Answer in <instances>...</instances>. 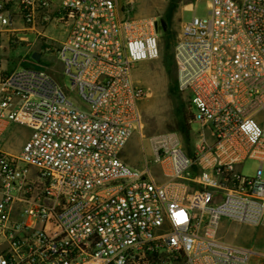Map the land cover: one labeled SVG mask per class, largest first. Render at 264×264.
<instances>
[{
  "label": "built area",
  "instance_id": "1",
  "mask_svg": "<svg viewBox=\"0 0 264 264\" xmlns=\"http://www.w3.org/2000/svg\"><path fill=\"white\" fill-rule=\"evenodd\" d=\"M121 1L0 0V37L67 27L61 82L21 63L0 75V138L30 130L17 154L0 148V264H264L217 231L264 224V0H206V16L190 4L172 53L193 139L148 135L139 170L120 156L142 129L131 74L159 58L160 34Z\"/></svg>",
  "mask_w": 264,
  "mask_h": 264
},
{
  "label": "rangeland",
  "instance_id": "2",
  "mask_svg": "<svg viewBox=\"0 0 264 264\" xmlns=\"http://www.w3.org/2000/svg\"><path fill=\"white\" fill-rule=\"evenodd\" d=\"M195 1L122 0L120 3V12L129 18H150L155 19L157 22L162 19L168 22V31L158 30L161 48L159 58L138 64L131 74L133 81L139 85L144 93L139 104L142 115V129L136 130L132 134L120 153V156H123V161L129 162L131 165H128L132 168L142 169L145 167V163H149L152 159L153 151L148 135L174 130L184 138L186 144L193 139L189 130L188 102L186 96L177 86L174 64L172 63V50L181 21L189 20L194 14L188 9L190 4ZM205 7L206 0L198 1L196 14L206 16ZM66 28L60 22H51L48 29L44 31L46 38L19 33L20 36H26L27 38L23 42L2 35L0 45L4 47V50H0V66L6 70H11L21 63L28 67L41 68L61 82L62 67L57 50L60 43L66 38ZM33 53H39L40 58L33 60L31 58ZM62 81V86L70 89L66 76ZM70 96L74 101H78L74 93ZM190 127L193 133L196 132V124L192 123ZM25 132L30 133L28 127L14 123L1 136L0 147L6 151H17L23 141ZM140 133L144 134L143 138ZM255 167V161H246L242 168V174L251 176ZM149 168L156 174L160 172V167L155 164H150ZM217 231L219 236L227 242L247 246L260 252L263 255L261 261L264 262V224L251 227L222 219ZM259 262L253 259L252 264Z\"/></svg>",
  "mask_w": 264,
  "mask_h": 264
},
{
  "label": "crops",
  "instance_id": "3",
  "mask_svg": "<svg viewBox=\"0 0 264 264\" xmlns=\"http://www.w3.org/2000/svg\"><path fill=\"white\" fill-rule=\"evenodd\" d=\"M38 29H40L39 27H38ZM48 29V27L46 28V30ZM41 30V29H40ZM45 30V31H46ZM44 34H45V32H44ZM66 36H67V28H66ZM0 50H4V47L3 46H1L0 45ZM4 71H9V70H6V69H4V68H2L1 66H0V75H1V73L2 72H4ZM2 124V123H1ZM7 126V125H6ZM12 126H13V124H12ZM11 128V126L9 127V129ZM28 136H29V134H27L26 132H25V134L23 135V141H22V143H21V145H20V147H19V149L17 150V151H9V152H11V153H13V154H17L19 151H20V149H21V147H22V145H23V143L27 140V138H28ZM1 148V147H0ZM3 149V148H2ZM3 150H5V149H3ZM122 157V160H123V156H121ZM125 162V161H124ZM127 163V162H126ZM127 164H129V165H131L129 162L127 163Z\"/></svg>",
  "mask_w": 264,
  "mask_h": 264
},
{
  "label": "water",
  "instance_id": "4",
  "mask_svg": "<svg viewBox=\"0 0 264 264\" xmlns=\"http://www.w3.org/2000/svg\"><path fill=\"white\" fill-rule=\"evenodd\" d=\"M159 24L161 25L162 30L165 31V23L161 20V21H159ZM156 26H157V23H156ZM31 58L33 60H38L40 58V54L39 53H33Z\"/></svg>",
  "mask_w": 264,
  "mask_h": 264
},
{
  "label": "flooded vegetation",
  "instance_id": "5",
  "mask_svg": "<svg viewBox=\"0 0 264 264\" xmlns=\"http://www.w3.org/2000/svg\"><path fill=\"white\" fill-rule=\"evenodd\" d=\"M161 20H162V19H160V21H161ZM162 21L165 23V31H164V32H166V31H168V23L165 22L164 20H162ZM157 28H158V30H159V29L162 30L161 25L159 24V21L157 22Z\"/></svg>",
  "mask_w": 264,
  "mask_h": 264
},
{
  "label": "trees",
  "instance_id": "6",
  "mask_svg": "<svg viewBox=\"0 0 264 264\" xmlns=\"http://www.w3.org/2000/svg\"><path fill=\"white\" fill-rule=\"evenodd\" d=\"M173 7V6H172ZM172 7H171V10H172ZM166 19V18H165ZM166 22V20H165ZM168 23V22H167ZM172 63L174 64V59H173V53H172ZM174 69H175V65H174ZM176 74V73H175ZM175 80V79H174Z\"/></svg>",
  "mask_w": 264,
  "mask_h": 264
},
{
  "label": "bare ground",
  "instance_id": "7",
  "mask_svg": "<svg viewBox=\"0 0 264 264\" xmlns=\"http://www.w3.org/2000/svg\"><path fill=\"white\" fill-rule=\"evenodd\" d=\"M187 7H189V6H187Z\"/></svg>",
  "mask_w": 264,
  "mask_h": 264
}]
</instances>
